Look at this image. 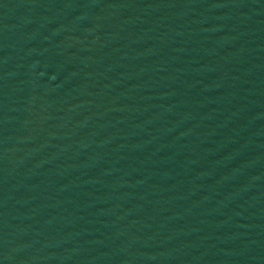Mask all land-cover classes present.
<instances>
[{
    "label": "water",
    "instance_id": "1",
    "mask_svg": "<svg viewBox=\"0 0 264 264\" xmlns=\"http://www.w3.org/2000/svg\"><path fill=\"white\" fill-rule=\"evenodd\" d=\"M0 264H264V0H0Z\"/></svg>",
    "mask_w": 264,
    "mask_h": 264
}]
</instances>
